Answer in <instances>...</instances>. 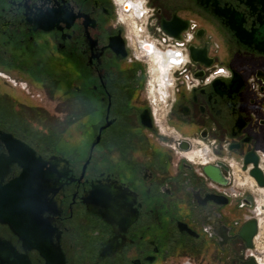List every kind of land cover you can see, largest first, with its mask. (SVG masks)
Masks as SVG:
<instances>
[{"label": "flooded vegetation", "instance_id": "1", "mask_svg": "<svg viewBox=\"0 0 264 264\" xmlns=\"http://www.w3.org/2000/svg\"><path fill=\"white\" fill-rule=\"evenodd\" d=\"M231 14L264 6L0 0V264H264V54Z\"/></svg>", "mask_w": 264, "mask_h": 264}, {"label": "water", "instance_id": "2", "mask_svg": "<svg viewBox=\"0 0 264 264\" xmlns=\"http://www.w3.org/2000/svg\"><path fill=\"white\" fill-rule=\"evenodd\" d=\"M260 4H262L264 6V0H260ZM225 16L227 14H224ZM239 19V16L235 15V14H231L230 19L228 20L229 24H231V27L234 31H236L237 36L240 39V42L249 46V47H255L256 51H258L259 53L264 54V21L260 20V27L258 29L253 30L252 33H247L243 27L241 26L240 22L238 26H235V23L237 20ZM190 54H191V58L195 61L198 62L199 60L196 59L195 57V53H194V49L191 48L190 50ZM210 65V64H208ZM261 74L263 73H259L258 74V79L262 80L264 82V78L261 76ZM262 91L264 92V88H262ZM9 136H5V139H8ZM26 170H29V167L26 168ZM23 182L22 184L25 182V184H27V176L22 178ZM12 186H14V183L12 184ZM256 222H250L248 224V227H251L254 229V234L256 233Z\"/></svg>", "mask_w": 264, "mask_h": 264}, {"label": "rangeland", "instance_id": "3", "mask_svg": "<svg viewBox=\"0 0 264 264\" xmlns=\"http://www.w3.org/2000/svg\"><path fill=\"white\" fill-rule=\"evenodd\" d=\"M212 36H213V42L215 43V44H218L220 47H221V53H220V58L221 59H225L226 57H227V54H226V45H225V43H224V41H223V39L220 37V36H218L217 34H215V32H213L212 33ZM235 66L237 67V68H239L240 70H246V67L248 66L246 63H244V62H238V63H236L235 64Z\"/></svg>", "mask_w": 264, "mask_h": 264}, {"label": "bare ground", "instance_id": "4", "mask_svg": "<svg viewBox=\"0 0 264 264\" xmlns=\"http://www.w3.org/2000/svg\"><path fill=\"white\" fill-rule=\"evenodd\" d=\"M133 17H134L133 14H129V15L127 14V15H124V16H123V19H124V20H129V21H131V23H132V22H134V18H133ZM148 62H149V61H148ZM261 224H262V223L260 222V225H261ZM260 229H261V232H263V234H264V229H263L262 227H260ZM258 241H260V237L257 238V242H258ZM261 242H262V240H261ZM259 248H260V247H259Z\"/></svg>", "mask_w": 264, "mask_h": 264}, {"label": "built area", "instance_id": "5", "mask_svg": "<svg viewBox=\"0 0 264 264\" xmlns=\"http://www.w3.org/2000/svg\"><path fill=\"white\" fill-rule=\"evenodd\" d=\"M253 93L258 99L264 98V94L260 92L259 86L257 85L254 87Z\"/></svg>", "mask_w": 264, "mask_h": 264}]
</instances>
